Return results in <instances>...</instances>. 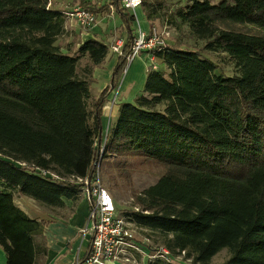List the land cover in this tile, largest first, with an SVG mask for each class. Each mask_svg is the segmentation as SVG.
Returning a JSON list of instances; mask_svg holds the SVG:
<instances>
[{"label":"trees","instance_id":"obj_1","mask_svg":"<svg viewBox=\"0 0 264 264\" xmlns=\"http://www.w3.org/2000/svg\"><path fill=\"white\" fill-rule=\"evenodd\" d=\"M81 6L93 13L111 7L126 33L97 95L92 73L106 61L107 43L88 39L70 53L58 43L66 15L50 0H0L5 264H43L47 250L49 221L31 218L14 203L16 195L55 215L65 199L80 200L77 180L94 177L100 154L136 151L163 168L125 213L137 227L158 232L161 246L172 255L183 251L191 264H209L222 249L228 251L222 264H264V0H189L173 10V22L204 41L207 52L223 54L231 74L199 51L166 46L156 52L166 71L146 73L142 93L120 104L103 145V106L127 67L136 18L119 0ZM140 6L149 22L166 18L164 0ZM80 60L86 63L78 70Z\"/></svg>","mask_w":264,"mask_h":264},{"label":"rangeland","instance_id":"obj_2","mask_svg":"<svg viewBox=\"0 0 264 264\" xmlns=\"http://www.w3.org/2000/svg\"><path fill=\"white\" fill-rule=\"evenodd\" d=\"M60 1L61 0H59V2ZM69 1L70 4L67 6L64 5L62 7V10L66 11L76 6H81L80 4L81 0L79 1L74 0V2L72 0ZM96 1L100 3L101 6L103 4H106L108 0H96ZM145 1H149V0H145ZM188 1L189 0H164L165 17L169 18L173 10H175L177 7L181 5H184ZM211 1L213 4L214 3L216 4L220 0H211ZM50 2L51 5L60 4L58 0H50ZM87 4L90 7L96 6L95 0L92 1L90 0V3L87 2ZM107 15H108L107 21L101 20L103 16L106 17ZM166 18H162L158 20L156 19L153 21L151 20V22L149 23L150 26H155L160 30L166 26L168 30V35L164 36L165 46L199 51L204 57L210 59L212 62H214L217 65L218 72L224 75L231 74L232 72L231 65L228 63L227 58L223 54L216 52H207L206 50L203 49L204 41L198 40L194 36H192L184 25H180L177 22H173L172 17L169 18V22L166 20ZM118 22H119L118 17L115 16L114 10L112 8H109V10H102L98 13H95V21L90 29H82L80 27H75V25L71 27L69 24H67V29L73 30L72 37L74 38V44H76L77 41L80 40L81 34H83L84 36L87 35L89 37L91 34L94 33L96 27L101 29L100 32H103L105 29H102L101 26L102 27L108 26V35L105 37L104 41L109 46L108 64L110 66L111 65L110 63L112 62V58L118 55L112 52V50L110 49L111 45L114 44L115 41L118 39L121 38L124 40L126 39V34L121 31V27L119 28ZM66 42H70V39L66 40L64 36L60 37V39L58 40V43L64 50L67 48L65 47ZM69 51L70 53H73L74 48H72L71 46L69 48ZM140 55L141 53L138 54L135 58H133L130 64L127 65L120 80L121 86L123 85L124 79L128 74L129 70L131 69L134 61ZM110 59L111 62H109ZM85 63H86L85 60H80L78 70H80ZM156 66L158 71H162V72L166 71V68L161 61H158L156 63ZM150 68L151 66L147 67L146 73L151 70ZM121 86L119 91H117L118 100L121 99V93H122L120 91ZM115 91L116 89L112 91L111 96L115 93ZM93 93L94 94L96 93V89H93ZM118 100L116 103H109V98H108V103H105L103 106V110L105 112L106 117L110 118V126L114 125L119 114V107L121 103L119 102L120 103L119 104ZM113 110H115V115H113ZM134 153L135 154L132 155L126 154L124 156H113V157L108 156L102 158L100 165L97 166L102 187L106 189L112 195L113 198L118 200V202L115 201L118 215H125V213L134 210L135 208L133 207V196L141 192L142 189L154 184L157 181V179L163 174V168L160 165L150 161H143L141 159V156L139 155V152L136 151ZM81 197L83 196L81 195ZM14 203L18 207L23 209L26 212V214L35 217L37 219L38 218L46 219L49 216L47 214L48 212L46 209L39 206L35 201H33L30 198L16 195L14 197ZM132 229H133L132 238L138 245L143 247H146L147 245L152 252L161 246L162 236L158 232L135 228V227H132ZM227 258H228V251L226 249H222L220 252H218L215 256L212 257L209 264H222L227 260ZM145 260L146 258H143L142 256L141 258L136 257L137 262H135V264H148L149 261H145ZM172 263L191 264L189 260H185V261L182 260V262L174 261Z\"/></svg>","mask_w":264,"mask_h":264},{"label":"built area","instance_id":"obj_3","mask_svg":"<svg viewBox=\"0 0 264 264\" xmlns=\"http://www.w3.org/2000/svg\"><path fill=\"white\" fill-rule=\"evenodd\" d=\"M123 8L133 12L140 6L141 0H119ZM66 17L74 19L82 29H90L95 21L93 12L76 6L64 12ZM136 18V16H135ZM168 30L163 27L161 30L155 26L147 32L139 26L134 28V36L131 44V52L128 56V64L142 51H147L151 70H156V52L162 51L166 46L164 36ZM123 46V40L118 39L111 45L113 53L119 54ZM117 91L110 97L109 103L117 102ZM108 106V105H107ZM107 124L104 130L102 145L110 128V118L107 117ZM102 152V148L100 149ZM101 154L94 162L95 175L91 180L86 178L78 179L83 184L82 194L89 201V211L85 224L79 229L80 240L88 243L85 255L82 258L76 256L73 264H135L137 255L152 262L162 259L167 262H182L181 254L172 255L165 247L160 246L153 252L146 247L138 245L132 238V227H137L126 215H118L114 198L102 187L97 166L101 163ZM54 177V175H51ZM141 229V228H140ZM146 240V239H145Z\"/></svg>","mask_w":264,"mask_h":264},{"label":"crops","instance_id":"obj_4","mask_svg":"<svg viewBox=\"0 0 264 264\" xmlns=\"http://www.w3.org/2000/svg\"><path fill=\"white\" fill-rule=\"evenodd\" d=\"M72 1L74 2V0ZM82 1L86 3L87 2L90 3V0H81L80 4ZM95 2H96V6H95L96 8H102L104 5L109 4L110 0H108L106 4H103L101 6H100V3H98L96 0ZM59 3L60 4L51 5V8L55 10H59V11H64V12L71 10V9L66 10V11L62 10V7L64 5L67 6L70 4L69 0H61ZM93 14L95 16V13ZM115 16L118 17V21H119L118 26L120 28L121 27L120 16L117 12H115ZM135 16H136V20L133 22L132 28L139 26L142 30L147 32L150 27V24H149L150 22L147 21L146 15L144 11L142 10L141 6H139L136 9ZM101 20L107 21L108 15L106 17L103 16ZM67 24H69L71 27H73L74 25L75 27H79V25L76 23L74 19L66 17L65 34L63 36L66 40L70 39V42H66L65 47L67 48H70L72 46V48H74V51H75L80 46L81 43H83L84 41L88 39H92V38L106 43L104 39L108 35V26H103V27L101 26L102 29H105L103 32H100L101 29L96 27L94 30V33L91 34L89 37L87 35L84 36L83 34H81L80 40L77 41L76 44H74V38L72 37L73 30L67 29ZM106 31H107V34H106ZM122 32L125 33L124 31ZM74 36H77V35H74ZM117 57L118 55L114 56L112 58V62H111V59L109 60V62H111L110 66L108 64V57H107L106 61L100 67L94 68L93 73H92V80H93V88L96 89L95 95H97L106 85H108L109 79H110V73H111L113 65L115 64L117 60ZM158 61L159 60H157V62ZM150 63L151 61L149 60V55L146 52L141 53V55L134 61L131 69L129 70L128 74L126 75L124 79L123 85L121 86V81H120L118 86L116 87V91H119L120 86H121L120 91L122 92L121 99L119 100L117 99L118 103L119 102L120 103L133 102L135 97L142 93L140 91H142L143 89V85H144V81L146 77V70H147V67L150 65ZM111 94L112 92L110 93L108 97H110ZM108 97L105 103H108ZM113 115H115V110H113ZM106 124H107V117L104 112L102 116V127L104 130H105ZM81 195L83 197H81L80 200L75 205H73V203L70 200L65 199L64 200L65 207L62 210H60L58 213H55V215L54 213L53 214L47 213L49 215L48 216L49 218L47 217L46 220L49 221V224L46 226L44 230V237L46 240L47 250H46V255L44 259H42L43 264H73L76 256L79 258H82L85 255V252L88 247V243L86 241L81 242L80 236H79V229L86 222V218H87L88 211H89V201L83 194ZM114 201L118 202L117 199H115ZM30 217L35 218L32 216ZM41 219H45V218H38L37 220H41ZM138 257L141 258V255H137V258ZM5 262H6V257H5L4 251L0 247V264H5ZM114 264H117V263H114Z\"/></svg>","mask_w":264,"mask_h":264}]
</instances>
